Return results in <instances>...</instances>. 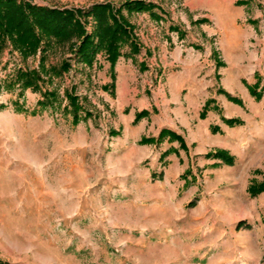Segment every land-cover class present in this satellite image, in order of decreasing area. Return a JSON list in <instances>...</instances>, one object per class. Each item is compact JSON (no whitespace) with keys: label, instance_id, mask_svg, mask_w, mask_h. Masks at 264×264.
<instances>
[{"label":"rangeland","instance_id":"1","mask_svg":"<svg viewBox=\"0 0 264 264\" xmlns=\"http://www.w3.org/2000/svg\"><path fill=\"white\" fill-rule=\"evenodd\" d=\"M32 1L50 6L88 8L108 0ZM111 1L119 5L124 0ZM146 1H153L160 7L155 9L159 16L157 22L149 12L128 15L141 44L140 53L147 46L151 54L160 51L159 40L164 39L167 28L170 37L184 39L177 42L184 50L183 58L188 59L184 69L200 68L199 77L207 81L214 72L220 81L218 71L225 65L224 61L210 55L213 40L204 29L210 30L211 21L202 14L207 9L210 12L221 10L227 16L248 3H253L254 8L264 14V0ZM244 19L245 16L242 23L252 21ZM151 21L157 26L156 31ZM170 24L171 29L166 27ZM123 52L115 65V80L110 62L99 54L93 67L73 60L72 69L62 78L43 85L42 89L59 90L63 98L59 108L40 106L42 91L28 88L23 93L19 85L13 89L7 87L20 67L38 66L39 53L23 59L20 52L7 48L2 54L0 264H225L230 254L225 250L223 238L208 232L207 223L199 227L201 222L194 220L193 208L199 197L192 196L191 201L186 202L188 190L197 177L192 173L197 168L194 162L203 156L216 157L215 150L223 149L211 147L207 140L192 141L190 146L203 152L193 154L194 162L189 160V166H181L175 173L182 184L176 196L178 201L152 202L151 195L146 193L150 188L143 183L142 171L146 173L150 166L164 170L163 157L173 149L172 146L162 152L160 162L154 164L152 156L147 158L152 146L159 148L158 145L169 137L170 141H179L183 155L189 157L185 152L188 146L173 130L163 128L175 133L176 137L167 134L160 139L163 129L152 136L140 127L141 122L156 111L147 106L146 98L150 94L148 87H154L155 79L147 83L144 90L148 65L139 61L140 53L131 56L128 46ZM69 57L71 53L66 48H57L49 53L48 64H59ZM131 59L136 67L130 64ZM72 87L85 107L78 123L73 120L72 113L63 110L68 104L65 89ZM208 102L209 99L202 109L206 110ZM86 110L90 115L85 116ZM143 110H147V115L137 119ZM173 113L177 111L173 109ZM144 138L153 140L143 142ZM131 146H139V150H132ZM203 172L196 169L201 182ZM158 184L160 188H156ZM152 188L166 189L163 183L155 181ZM169 194L165 192L166 198ZM182 194L185 195L183 205L180 202ZM232 253L230 262L240 264V251ZM260 261L262 264L264 258Z\"/></svg>","mask_w":264,"mask_h":264},{"label":"crops","instance_id":"2","mask_svg":"<svg viewBox=\"0 0 264 264\" xmlns=\"http://www.w3.org/2000/svg\"><path fill=\"white\" fill-rule=\"evenodd\" d=\"M206 11L202 16L211 21L210 30L204 29L213 40L210 55L221 59L225 65L218 71L220 81L215 72L207 81L199 77L200 68L184 69L188 59L183 58L184 50L178 44L184 39L170 37L167 28L164 39L159 40L160 51L151 54L147 46L139 55V61L148 65L144 90L147 83L155 79L154 87H148L147 106L156 108L140 127L152 136L163 128L175 131L186 142L185 152L189 155H183L180 142L170 141L169 137L158 145L159 148L152 146L147 158L152 156L154 164L160 162L162 152L172 146L173 149L163 157L164 170L150 166L145 173L142 168L143 183L150 188L146 193L151 195L152 202H177L182 184L175 173L181 166H189V160L194 162L193 154L203 152L201 149L195 151L190 146L192 141L207 140L211 147L222 148L232 162L217 156L198 158L199 161L194 162L197 168L192 170L197 177L188 190L186 202H190L192 196L199 197L193 208L194 220L201 222L199 227L207 223L208 232L223 238L225 250L230 254L225 264L233 263L229 259L234 250L240 251V264H260L264 258V14L254 8L253 3L242 5L227 16L221 10ZM157 15L151 14L155 22L159 18ZM244 16L245 21H252L242 23ZM163 20L161 17L159 21ZM151 26L156 31L157 26L152 21ZM168 26L171 29V24ZM130 64L136 67L133 59ZM207 99L209 102L204 110ZM173 109L177 113H173ZM138 147L130 148L138 151ZM198 168L204 170L202 182L196 173ZM158 177L161 180H157ZM154 181L163 183L166 189H153ZM156 186L160 188L161 185ZM165 192L170 193V199ZM181 198L183 205L185 195Z\"/></svg>","mask_w":264,"mask_h":264},{"label":"trees","instance_id":"3","mask_svg":"<svg viewBox=\"0 0 264 264\" xmlns=\"http://www.w3.org/2000/svg\"><path fill=\"white\" fill-rule=\"evenodd\" d=\"M155 9L160 7L146 0H124L119 5L108 0L96 2L88 8L50 6L32 0H0V58L7 48L20 52L23 59L38 53L40 55L37 67H20L7 87L13 89L19 85L23 93L28 88L42 91L38 104L59 108L63 103L59 90L42 89L43 85L53 84L56 78H62L72 69L73 60L93 67L99 54L110 62L111 75L115 80V65L124 54L123 48L128 46L131 56L141 50L128 15L140 12L153 14ZM57 48H66L71 57L62 59L59 64H48L49 53ZM65 96L68 104L63 106V110L72 113L73 120L78 123L82 117L81 111L85 109L81 97L73 87L65 89ZM147 113V110H143L136 118L140 119ZM88 115L90 112L86 110L85 116ZM167 134L177 136L163 129L160 139ZM152 140L144 138L142 141ZM213 155L232 162L231 156L224 150H218Z\"/></svg>","mask_w":264,"mask_h":264}]
</instances>
